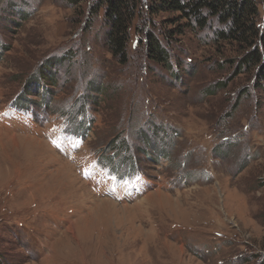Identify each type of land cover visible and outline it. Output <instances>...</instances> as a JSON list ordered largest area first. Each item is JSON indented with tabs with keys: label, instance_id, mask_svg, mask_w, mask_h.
I'll return each mask as SVG.
<instances>
[{
	"label": "rangeland",
	"instance_id": "1",
	"mask_svg": "<svg viewBox=\"0 0 264 264\" xmlns=\"http://www.w3.org/2000/svg\"><path fill=\"white\" fill-rule=\"evenodd\" d=\"M177 16L0 0V264H264L263 46Z\"/></svg>",
	"mask_w": 264,
	"mask_h": 264
},
{
	"label": "trees",
	"instance_id": "2",
	"mask_svg": "<svg viewBox=\"0 0 264 264\" xmlns=\"http://www.w3.org/2000/svg\"><path fill=\"white\" fill-rule=\"evenodd\" d=\"M102 3L106 5V18L110 24L106 44L111 53L118 56L123 63L128 59L127 44L130 28L139 4H142L144 7L147 6L150 14L176 13L178 14L177 20L193 21L201 27L208 25L209 20L215 18L220 23L226 24L225 29L215 32L219 39H234L239 43L249 42L251 47L259 39L263 46L262 52L258 45L257 48L249 51L239 63L243 66L252 62L258 65L257 76L264 83V28L260 29V26L258 27L254 22L257 14L254 0H102ZM158 41L154 33H147L146 42L149 53L153 58L166 64L170 58L169 53ZM124 161L126 159L122 162ZM127 168L120 171H125ZM118 169V165H112L111 171L116 173Z\"/></svg>",
	"mask_w": 264,
	"mask_h": 264
}]
</instances>
